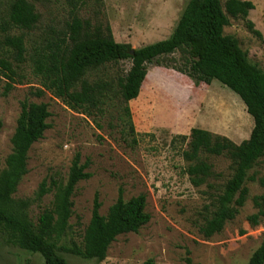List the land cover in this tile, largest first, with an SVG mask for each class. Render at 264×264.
<instances>
[{
  "label": "rangeland",
  "instance_id": "obj_1",
  "mask_svg": "<svg viewBox=\"0 0 264 264\" xmlns=\"http://www.w3.org/2000/svg\"><path fill=\"white\" fill-rule=\"evenodd\" d=\"M39 14L31 31L13 29L10 35H24L29 55L33 48L62 37L73 14L64 0H29ZM77 16L90 31L110 28L117 43L132 49L167 39L174 31L188 0H83ZM253 3L246 20L229 17L224 35L234 37L248 60L264 69V0ZM224 4V0H221ZM6 11L0 5V16ZM4 15V14H3ZM251 21L260 34L256 37L246 27ZM0 31V57H7ZM181 62V53L164 58L147 67L138 97L124 102L118 79L130 69L129 60L106 63L90 71L86 80L102 86V104L85 112L68 107L65 101L45 90L33 73L29 60L15 66L10 80L0 68V171L11 152V137L24 100L47 105L50 117L42 139L34 143L27 160L28 172L22 177L14 201H28L27 214L32 221L52 206L54 189L40 199L36 193L42 181L65 183L76 154L80 163H88L90 178L80 181L71 198L70 231L60 244H80L89 223L93 199L98 194L99 213L106 216L119 189L124 200L144 194L149 222L137 233L119 235L111 243L103 261L83 259L58 252L67 264H142L152 258L154 264H247L252 253L264 242V221L251 226L247 217L255 212L252 198L264 194L257 181H248V199L238 215L227 222L221 232L204 238L199 227L204 222L203 207L210 203L216 189L205 185L194 187L188 180V162L182 157L191 128H200L226 137L235 144L248 139L253 120L240 98L220 82L210 85L182 75L173 69L172 60ZM12 61V59H9ZM168 66V67H164ZM37 90L43 91L36 96ZM129 109V117L124 111ZM133 125L129 129L128 121ZM201 156L222 177L210 182L223 184L231 174L230 160L225 156ZM264 176V156L249 175ZM0 264H45L38 253L20 249L6 242L0 234Z\"/></svg>",
  "mask_w": 264,
  "mask_h": 264
},
{
  "label": "trees",
  "instance_id": "obj_2",
  "mask_svg": "<svg viewBox=\"0 0 264 264\" xmlns=\"http://www.w3.org/2000/svg\"><path fill=\"white\" fill-rule=\"evenodd\" d=\"M64 1L73 14L65 34L46 45L33 48V53L29 55L24 46V35H10L9 32L13 29L26 32L34 29L39 20L35 6L29 0H0V5L6 6L4 15L0 16V31L4 35L2 45L9 56L0 57L3 76L13 80L17 74L13 62L17 67L29 60L34 75L40 79L45 90L65 101L71 109L85 112L89 107L102 104L101 98L104 97L102 86L86 80L90 71L106 63L129 60L130 69L118 79L120 95L124 102H129L138 97L149 64L180 52L182 63L171 59V69L205 85H210L213 80L220 82L240 98L253 120L248 139L239 144L200 128H191L188 136L175 137L187 141L188 148L182 151V157L189 163L186 173L191 185L216 189L210 196V203L203 207L204 222L199 232L204 238L221 232L247 201L249 190L246 183L257 181L264 187V176L249 175L264 156V69L248 60L234 37L223 33L224 27L229 24L228 18L246 20L249 11L254 8L253 3L245 0H224V4L221 0H188L167 39L132 49L129 44L115 42L109 27H106V33L101 28L90 31L88 24L77 16V11L85 4L83 0ZM246 27L261 38L251 21H246ZM35 95L40 97L43 91L37 90ZM124 111L129 117V109L124 107ZM49 117L44 103L24 100L20 104L11 137V152L0 171V234L5 236L7 243L40 254L45 264H67L58 255L60 251L83 259L103 261L109 246L119 235L137 233L149 222L144 194L124 200L123 190L119 189L115 202L106 216H102L96 193L81 243L69 241V246L60 242L71 229L68 223L73 207L71 198L76 185L91 176L86 171L88 163H80L78 154L71 162L65 183L51 181L47 186L46 181L41 182L37 199L52 188L55 191L52 206L44 209L36 222L27 214L28 201L12 199L19 182L28 172V152L34 143L42 139L49 126ZM128 124L133 132L130 119ZM1 127L0 122V130ZM202 153L225 156L230 160L231 174L223 184L210 182L222 176L212 170V165L201 156ZM252 204L255 212L247 217V221L254 227L264 221V194L254 196ZM188 254L185 264H192ZM142 264H154V260L149 258ZM247 264H264V242L252 253Z\"/></svg>",
  "mask_w": 264,
  "mask_h": 264
},
{
  "label": "water",
  "instance_id": "obj_3",
  "mask_svg": "<svg viewBox=\"0 0 264 264\" xmlns=\"http://www.w3.org/2000/svg\"><path fill=\"white\" fill-rule=\"evenodd\" d=\"M132 53V52H131Z\"/></svg>",
  "mask_w": 264,
  "mask_h": 264
}]
</instances>
